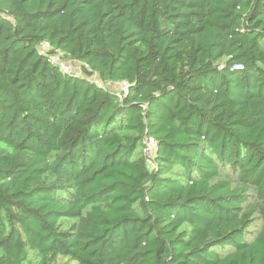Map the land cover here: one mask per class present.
Here are the masks:
<instances>
[{"label":"trees","instance_id":"obj_1","mask_svg":"<svg viewBox=\"0 0 264 264\" xmlns=\"http://www.w3.org/2000/svg\"><path fill=\"white\" fill-rule=\"evenodd\" d=\"M0 264H264V0H0Z\"/></svg>","mask_w":264,"mask_h":264},{"label":"built area","instance_id":"obj_2","mask_svg":"<svg viewBox=\"0 0 264 264\" xmlns=\"http://www.w3.org/2000/svg\"><path fill=\"white\" fill-rule=\"evenodd\" d=\"M40 48L43 52H46L50 48V43L47 41H44L41 43ZM50 59L52 60V62L58 64L61 67V69L68 74L69 73L73 74L75 72H77V74L81 73L77 69H74L73 63H71L70 61L64 60L62 56L57 52L51 53ZM235 67L241 68L242 66L237 64L235 65ZM119 84H121V87L119 89L123 90L124 92H127L128 90L127 84L126 83H119ZM143 142H144L145 158L147 159L150 168H153L155 167L154 158H155V154H156V150L158 146V141L153 136H146Z\"/></svg>","mask_w":264,"mask_h":264},{"label":"rangeland","instance_id":"obj_3","mask_svg":"<svg viewBox=\"0 0 264 264\" xmlns=\"http://www.w3.org/2000/svg\"><path fill=\"white\" fill-rule=\"evenodd\" d=\"M73 67H74V69H77L79 72H81V67H80V65H75V64H73ZM94 80H97V78L94 76V77H92ZM98 81V80H97ZM114 86L116 87V88H120L121 87V84H114Z\"/></svg>","mask_w":264,"mask_h":264}]
</instances>
